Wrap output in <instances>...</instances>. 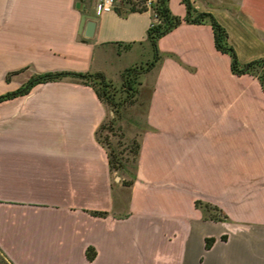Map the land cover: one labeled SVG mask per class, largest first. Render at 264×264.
<instances>
[{"label":"crops","instance_id":"crops-1","mask_svg":"<svg viewBox=\"0 0 264 264\" xmlns=\"http://www.w3.org/2000/svg\"><path fill=\"white\" fill-rule=\"evenodd\" d=\"M95 2L0 0V95L60 70L116 82L153 57V9L97 17ZM192 2L242 62L264 56V0ZM168 5L187 13L182 0ZM211 25L160 37L124 199L96 137L114 111L92 85L66 76L0 101V248L14 264H264V87L231 70Z\"/></svg>","mask_w":264,"mask_h":264},{"label":"trees","instance_id":"trees-1","mask_svg":"<svg viewBox=\"0 0 264 264\" xmlns=\"http://www.w3.org/2000/svg\"><path fill=\"white\" fill-rule=\"evenodd\" d=\"M130 3V8L128 11H136L143 12L147 10L146 6L141 5V7H137L138 4H142L143 0H126ZM186 5V15L184 17L175 15L169 7V0H155L153 4V11L155 14V19L153 23L150 24L148 28V38L151 40V44L154 49V55L151 59L145 61L144 63H139L143 65L137 66V64H131L125 67L122 71V79L121 85L123 89L126 91V96L124 99H116V93L114 91L113 84L111 79L106 75L104 71H77V70H60V71H52L46 72L41 75H37L35 77L30 78L27 82L21 85L19 88L6 92L0 95V101L16 96L22 95L30 91V89L37 82H44L50 80H59L66 76L76 77V79L80 80L83 83L92 85L98 96L102 101L107 103L110 108L114 111V115L106 119L101 123L97 130V139L102 142L109 152V163L111 171L114 172L116 169H120L126 166V162L119 157V154L116 153L113 149L109 148L108 145L104 143L102 139H100L99 131L105 128L107 123H114L116 119L120 118L122 115L121 107L123 105L124 100H130L134 102L136 99V94L139 92V88L137 84H140L141 74L150 70L153 66L160 61L162 57V52L159 49L158 42L160 37H163L167 33H169L173 28L178 27L180 24L184 22L194 23V24H203L206 22H210L213 28L214 37H215V46L223 51L228 52L231 55V70L236 74H243L249 72L257 76L261 84L264 87V74L258 73L259 68H264V56L242 62L239 58V54L232 45V42L229 39L228 31L222 24L217 20V18L211 12H199L195 9L194 3L192 0H182ZM120 14H126L120 8H117ZM141 144L137 139H134V146L131 147V151L133 153V168L135 167V161L139 155ZM135 172L131 171V176L128 178L123 177L122 182L125 185H131L134 182ZM93 215L105 216L109 213L108 210H91ZM214 237H206V243L208 246L212 243ZM94 248H88V256L92 259L94 257V252H92ZM0 261L2 264H14V262L2 251L0 248Z\"/></svg>","mask_w":264,"mask_h":264},{"label":"rangeland","instance_id":"rangeland-1","mask_svg":"<svg viewBox=\"0 0 264 264\" xmlns=\"http://www.w3.org/2000/svg\"><path fill=\"white\" fill-rule=\"evenodd\" d=\"M117 5L121 10L127 12L130 8V3L126 0H117ZM141 1V0H137ZM143 63V62H142ZM137 66L143 65L136 63ZM127 67V66H126ZM123 71V70H122ZM147 72V71H146ZM258 73L264 74V68H259ZM144 74V73H143ZM140 79L142 80V75ZM113 84V89L116 93V99H124L126 96V91L123 89L121 85V79H116V82L110 78ZM140 80V82H141ZM138 88L140 84H137ZM150 85L148 84L142 90L139 89V92L136 94V99L134 102L130 100H124L123 105L121 107L122 115L120 118L116 119V121L112 124L107 123L106 127L99 131L100 139L104 141L109 148L116 151L119 154V157L122 158L123 161L126 162V166L120 169H116L113 172L112 180L114 183V187L116 188V192H120L118 197L120 199H124L127 195V188H124V191H120L121 187L119 182H121L122 177L128 178L131 176V171L133 170V153L131 151V147L134 146V139L136 137H131L132 131L138 132L143 128L144 124V108H145V99L149 94ZM136 100H138L136 102ZM114 114H110V117H107V120L111 118ZM124 116V118H122ZM121 118L123 122H121ZM130 132V134H129ZM116 176H120V179H117Z\"/></svg>","mask_w":264,"mask_h":264},{"label":"built area","instance_id":"built-area-1","mask_svg":"<svg viewBox=\"0 0 264 264\" xmlns=\"http://www.w3.org/2000/svg\"><path fill=\"white\" fill-rule=\"evenodd\" d=\"M155 0H143L142 4H138L137 7L141 5L146 6L147 9H152ZM117 0H96L95 2V13L97 17L102 16L105 12L112 11L118 8Z\"/></svg>","mask_w":264,"mask_h":264},{"label":"water","instance_id":"water-1","mask_svg":"<svg viewBox=\"0 0 264 264\" xmlns=\"http://www.w3.org/2000/svg\"><path fill=\"white\" fill-rule=\"evenodd\" d=\"M87 27L90 29L91 32L87 31V35H92L93 34V30L95 27V21L91 20L87 22ZM117 179H120V176H116Z\"/></svg>","mask_w":264,"mask_h":264}]
</instances>
